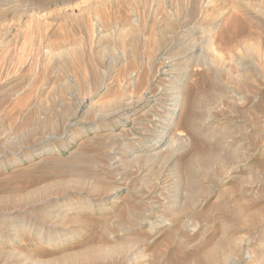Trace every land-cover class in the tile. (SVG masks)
<instances>
[{
  "label": "rangeland",
  "instance_id": "obj_1",
  "mask_svg": "<svg viewBox=\"0 0 264 264\" xmlns=\"http://www.w3.org/2000/svg\"><path fill=\"white\" fill-rule=\"evenodd\" d=\"M1 196L0 264H264V0H0Z\"/></svg>",
  "mask_w": 264,
  "mask_h": 264
},
{
  "label": "bare ground",
  "instance_id": "obj_2",
  "mask_svg": "<svg viewBox=\"0 0 264 264\" xmlns=\"http://www.w3.org/2000/svg\"><path fill=\"white\" fill-rule=\"evenodd\" d=\"M95 25H96V27L95 28H98V29H96V30H99V32L100 31H102L103 30V28H102V24H100L99 22H96L95 23ZM93 26V25H92ZM91 29V28H90ZM105 30V29H104ZM87 32V31H86ZM90 33V32H89ZM100 34V33H99ZM203 46V45H202ZM201 47V46H200ZM201 48H203V47H201ZM200 48V49H201ZM75 50V49H74ZM73 53V52H72ZM59 58V57H58ZM161 59V58H160ZM166 59V58H165ZM72 60V59H71ZM157 61V60H156ZM160 61H162V60H160ZM217 62H218V60H217ZM219 62H221L220 60H219ZM218 62V63H219ZM167 63V62H166ZM160 64V63H159ZM162 64V63H161ZM219 64H221V63H219ZM219 64H217V65H219ZM161 66V65H160ZM162 67V66H161ZM159 68V67H158ZM158 68H157V70H158ZM161 69V68H160ZM214 69H215V67H214ZM213 69V70H214ZM219 68H217V70H218ZM155 70V69H154ZM216 70V71H217ZM75 72H76V70H74ZM153 71V70H152ZM156 71V70H155ZM155 71H153V72H155ZM160 71V70H159ZM142 72H144V71H142ZM145 74H148L147 73V71L145 70ZM214 72H215V70H214ZM156 73V72H155ZM154 73V74H155ZM143 74V73H142ZM137 75H139V74H137ZM141 75V74H140ZM149 77V76H148ZM148 77H147V79H148ZM135 78H137L136 76H135ZM139 79H140V77H139ZM144 79H145V77H144ZM242 79V78H241ZM137 80V79H136ZM141 80V79H140ZM135 81V80H134ZM240 81V80H239ZM137 82V81H136ZM140 82V81H139ZM146 83L147 81H143V83ZM135 83V82H134ZM143 83L141 84V83H138V85H136V86H140V85H143ZM148 83V82H147ZM140 84V85H139ZM171 84V83H170ZM249 85V84H248ZM248 85L246 84V86L248 87ZM134 86V85H133ZM135 86V87H136ZM143 86H147V85H143ZM157 88H158V86H156ZM163 87V89L165 88L166 89V87L163 85L162 86ZM172 87V86H171ZM139 87H137V89H138ZM170 88V87H169ZM177 88H178V86H177ZM180 88V87H179ZM144 88H142V90H143ZM162 89V90H163ZM173 89H174V87H173ZM182 89V88H181ZM141 90V89H140ZM139 90V91H140ZM141 90V91H142ZM148 90V89H147ZM161 90V91H162ZM167 90V89H166ZM136 91V90H135ZM134 91V92H135ZM140 91V92H141ZM154 91V93H155V89L153 90ZM153 91L152 90H150L149 91V93H153ZM177 91V90H176ZM194 91V90H193ZM163 92V91H162ZM137 93H139L138 91H137ZM157 93V92H156ZM170 93V92H169ZM175 93V92H174ZM171 94V93H170ZM177 94V93H176ZM134 95V94H133ZM144 95V94H143ZM167 95V94H166ZM172 95V94H171ZM173 95H175V94H173ZM179 95V94H178ZM198 94H195L193 97H192V99H191V103H190V105L192 106V107H195L196 105H198V104H200V106L201 105H203L202 103V101H201V98H200V96L199 95H201V94H199L198 96H197ZM145 96V95H144ZM158 96V95H157ZM176 96V95H175ZM196 96V97H195ZM207 96L208 95H203L202 94V99H206L207 98ZM136 97V99H137V96H135ZM139 97V96H138ZM154 97V96H153ZM167 97V96H166ZM178 97V96H177ZM182 97V96H181ZM141 98V97H140ZM139 98V99H140ZM172 98V97H171ZM174 98V97H173ZM172 98V100L173 101H177V99L176 98H174L173 99ZM155 99V98H154ZM170 99V98H169ZM185 99H187V98H185ZM142 100H143V98H142ZM158 100V99H157ZM140 101V100H139ZM138 101V102H139ZM163 101V100H162ZM186 101V100H185ZM165 104V103H164ZM181 104V103H180ZM125 105V104H124ZM130 105V104H129ZM169 105H173V106H175V107H177L178 106V104L177 103H173V102H171ZM164 106H166V105H164ZM183 106V105H182ZM118 108H119V106H117ZM121 107V106H120ZM168 109V108H167ZM170 109V108H169ZM177 109V108H176ZM120 110V109H119ZM160 110V109H159ZM164 110V109H163ZM111 111V110H110ZM162 111V110H161ZM179 111V110H178ZM176 112V111H175ZM106 113V112H105ZM115 113V112H114ZM160 113V112H159ZM190 113H191V110H190ZM170 114V113H169ZM105 115V114H104ZM107 115V114H106ZM185 117H187V122H191V121H195L196 119H197V114H194V113H191V114H188V116H185ZM165 118V117H164ZM169 118H171V117H169ZM159 119V118H158ZM157 119V120H158ZM185 119V118H184ZM160 120V119H159ZM179 121V120H178ZM159 122V121H158ZM180 122V121H179ZM166 123V122H165ZM164 124V123H163ZM179 124V123H178ZM176 125V124H175ZM179 126H183V125H180L179 124ZM164 127H165V125H164ZM177 127H178V125H177ZM189 127H191V126H189ZM193 127V126H192ZM200 127V126H199ZM175 128V127H174ZM200 128H202V127H200ZM165 129V128H164ZM196 129V128H195ZM172 131V130H171ZM175 131V130H174ZM186 131H188V130H186ZM195 131H197V129L195 130ZM203 131V130H202ZM165 132V131H164ZM177 132V131H176ZM199 132V131H198ZM174 133V132H173ZM173 133H171V134H173ZM198 134V133H197ZM169 135V134H168ZM174 135H175V133H174ZM173 135V136H174ZM183 133L182 132H179V133H177V136L175 137L177 140H178V142H180V140L181 141H183L184 139H183ZM200 135H202V134H200ZM172 136V135H171ZM45 137V136H44ZM186 138V137H185ZM39 139V138H38ZM37 139V140H38ZM174 139V138H173ZM40 140V139H39ZM45 140V139H44ZM30 141V140H29ZM173 141V140H172ZM38 142V141H37ZM36 142V143H37ZM165 142V141H164ZM167 142V141H166ZM165 142V143H166ZM174 142V141H173ZM171 143V142H170ZM35 144V143H34ZM194 144H196V142H194ZM33 145V144H32ZM31 145V142H30V146H32ZM27 146V145H26ZM29 146V145H28ZM29 146V147H30ZM170 146H171V144H170ZM170 146H169V148H170ZM164 147V146H163ZM168 147V146H167ZM165 148V147H164ZM176 149V148H175ZM169 150H171V149H169ZM165 153V152H164ZM175 154L176 153H178V152H174ZM24 155V154H23ZM174 155V154H173ZM195 155H197V154H195ZM27 156V155H26ZM175 156V155H174ZM198 156V155H197ZM196 156V157H197ZM164 157H165V155H164ZM176 157V156H175ZM199 158H195L194 156H192V157H190L188 160H185L184 162H183V166H182V168L180 167V170H179V173H180V179L182 180V181H184V183L183 182H181L179 185L181 186L182 184H184V187H183V190H185L186 192H187V194H186V196L184 197V199L187 197V200L185 201V203L183 204V205H185L184 206V209L185 210H187V211H189L190 213H191V216H192V214H193V216L194 215H196L197 213H196V211H194V210H192L191 209V205H192V202H193V200H194V197H195V195H196V185H195V183H194V181L196 180V176L197 175H195L194 174V172H195V170L193 171V169H195V167H198V165H200V167H202V166H209L212 162H214V161H220L223 157H222V153L220 152V151H218L217 149H210V150H208V151H200L199 150V156H198ZM158 158V157H157ZM179 158H177V160H178ZM80 159L77 157V159L75 160V161H79ZM181 161V160H180ZM176 163H178V162H176ZM116 168V167H115ZM119 169V168H118ZM178 173V172H177ZM197 181V180H196ZM178 182H180V181H178ZM197 183V182H196ZM178 185V184H177ZM176 185V186H177ZM183 186V185H182ZM177 187H179V186H177ZM38 188V187H37ZM180 188V187H179ZM39 189H41V188H39ZM43 189V188H42ZM97 189V188H96ZM96 189H94L95 191H96ZM99 189H102V188H99ZM107 189V188H106ZM114 189V188H113ZM112 189V190H113ZM177 189L178 188H176V191H177ZM198 189V188H197ZM35 190H36V188H35ZM34 189H33V191H35ZM107 190H109V189H107ZM111 190V191H112ZM31 191V190H30ZM32 191V192H33ZM42 191V190H41ZM98 191V190H97ZM104 191L105 190H103V193H104ZM179 191V190H178ZM177 191V192H178ZM35 192H40V191H38V189H37V191H35ZM42 192H44V191H42ZM41 192V193H42ZM46 192V191H45ZM100 192H101V190H100ZM93 193H94V191H93ZM92 193V194H93ZM97 193V192H96ZM103 193H101V194H103ZM108 193H110L109 191H108ZM107 193V194H108ZM113 193V192H112ZM164 193V192H163ZM180 193V192H179ZM33 194V193H32ZM31 194V195H32ZM36 195H37V193H35ZM43 194V193H42ZM98 195H100V193H97ZM28 195H29V192H28ZM31 195H29V196H31ZM94 195V194H93ZM96 195V194H95ZM177 195H178V193H177ZM34 196L35 195H33V199H34ZM4 196H1L0 198V200H2V198H3ZM28 197V196H27ZM32 198V197H31ZM103 199V198H102ZM104 200V199H103ZM154 200V199H153ZM2 201H0V203H1ZM154 202V201H153ZM52 204V203H51ZM53 205V204H52ZM152 205H154V204H152ZM156 206V205H155ZM150 211V210H149ZM145 212V211H144ZM7 213V212H6ZM189 213V214H190ZM200 213V212H199ZM198 213V214H199ZM188 214V215H189ZM200 215V214H199ZM40 216V215H39ZM186 216V215H185ZM185 216H183L184 218H185ZM42 217V216H41ZM181 217V216H180ZM183 217H182V219H183ZM39 218V217H38ZM44 218V217H43ZM33 220V219H32ZM166 221L167 220H165V223H166ZM163 222H164V220H163ZM180 222H181V225L185 222L184 220H180ZM186 223L187 224H190L189 223V220H186ZM168 224V223H167ZM185 224V223H184ZM168 226V225H167ZM164 227H166V226H164ZM181 227H183V226H181ZM180 227V228H181ZM187 228V227H186ZM190 229V228H189ZM183 230V229H182ZM185 233H187V230H186V232ZM184 233V234H185ZM180 234H181V232H180ZM184 234H182V235H184ZM188 234V233H187ZM188 237V236H187ZM128 238V237H127ZM229 238V237H228ZM129 239V240H128ZM128 239H126V240H123L122 242H120L118 245H117V247H115V248H113V246H112V249H107V248H103V249H101L100 248V250H98V249H96L97 250V252L95 251L94 253H91L90 254V256L92 257V258H100V256L102 257V256H107V258H106V260H109L108 258H110L111 256L110 255H112L113 253H116V252H118V255L119 254H122V255H124V257L127 255L128 256V254H129V251H131L130 249V247H133V245H135L138 241L137 240H135V238H132V239H134V240H130V238H128ZM223 239V238H222ZM225 239V238H224ZM233 239H236V237L235 238H233L232 236H231V240H226V241H224L225 243L226 242H228L229 241V243L231 244V243H233ZM182 239L180 238V241H181ZM186 241H187V239H186ZM248 241V240H247ZM247 241H245V243L247 242ZM217 242V241H216ZM220 242H221V240H220ZM219 242V243H220ZM223 242V243H224ZM219 243H217L216 245H215V247H213V248H211V249H207V251L204 253V256H202L207 262L206 263H209V264H216L217 262H220L221 264H224L225 262H223V260H222V262L219 260V258L220 259H222L221 257H219V250H218V247L221 245V244H219ZM250 243V242H249ZM181 244H182V242H181ZM185 245H186V243H185ZM223 246H224V244H222ZM222 245H221V247H222ZM226 245H228L227 243H226ZM232 245V244H231ZM116 246V245H115ZM183 246H184V244H183ZM188 246V245H187ZM229 246V245H228ZM228 246H226V247H228ZM234 245H232V248H234V247H237V246H234ZM186 247V246H185ZM91 247H89V249H90ZM93 248V247H92ZM109 248V247H108ZM184 248V247H183ZM183 248L180 246V252L183 250ZM223 249H224V247H222ZM230 248V247H229ZM238 248V247H237ZM88 249V250H89ZM95 249V248H94ZM107 249V250H106ZM219 249H220V247H219ZM91 250V251H90ZM89 251L90 252H93L94 250L93 249H90ZM93 250V251H92ZM225 250V249H224ZM228 250V249H227ZM233 250V249H232ZM235 250H237L236 248H235ZM249 250V249H248ZM251 251V250H250ZM85 252H88V251H86L85 250ZM219 252V253H218ZM81 253V252H80ZM79 253V254H80ZM83 254V253H82ZM133 254V253H132ZM174 254H175V252H174ZM73 255V254H72ZM76 254H74V256H75ZM110 257H109V256ZM117 255V256H118ZM122 255L120 256L121 258H122ZM184 256H185V254H183ZM190 255V254H189ZM201 255V254H200ZM252 255V254H251ZM77 256H78V254H77ZM81 256V255H80ZM80 256H78V258L80 257ZM112 256H115L114 254L112 255ZM71 256L69 255V258H70ZM82 257V256H81ZM130 257V256H129ZM128 257V258H129ZM132 257V256H131ZM130 257V258H131ZM219 257V258H218ZM247 257V256H246ZM72 258V257H71ZM112 258V257H111ZM113 258H117L116 256L115 257H113ZM112 258V259H113ZM119 258V257H118ZM188 258V257H187ZM202 258V259H203ZM228 258V257H227ZM68 259V258H67ZM123 259V258H122ZM125 259V258H124ZM123 259V260H124ZM132 259H133V257H132ZM185 259V258H184ZM60 260V259H59ZM58 259H57V261H59ZM63 261H64V258L62 259ZM71 260V259H70ZM81 260H83V259H81ZM80 260V261H81ZM120 260V259H119ZM122 260V261H123ZM130 260V259H129ZM129 260H127L129 263H130V261ZM204 260V261H205ZM63 261L61 262V260H60V262L61 263H63ZM73 261V260H72ZM113 262H111L112 264L113 263H115L114 262V260H112ZM118 261V260H117ZM46 262V261H45ZM55 262H56V260H55ZM59 262V263H60ZM68 262V263H67ZM75 262H77V261H75ZM120 262V261H119ZM47 263V262H46ZM66 263L67 264H69L70 262L68 261V260H66ZM66 263H63V264H66ZM79 263V261L77 262V264ZM117 263V262H116ZM115 263V264H116ZM50 264V263H49ZM52 264H53V262H52ZM54 264H58V263H54ZM72 264V263H71ZM75 264V263H74ZM117 264H119V263H117ZM121 264V263H120ZM167 264H174V260L171 258L168 262H167ZM218 264V263H217Z\"/></svg>",
  "mask_w": 264,
  "mask_h": 264
}]
</instances>
